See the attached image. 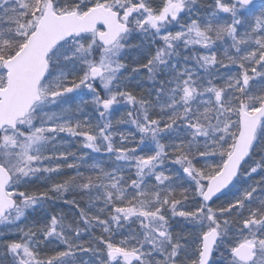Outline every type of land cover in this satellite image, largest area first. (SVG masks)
<instances>
[{"label":"snow or ice","instance_id":"1","mask_svg":"<svg viewBox=\"0 0 264 264\" xmlns=\"http://www.w3.org/2000/svg\"><path fill=\"white\" fill-rule=\"evenodd\" d=\"M0 264H264V0H0Z\"/></svg>","mask_w":264,"mask_h":264}]
</instances>
